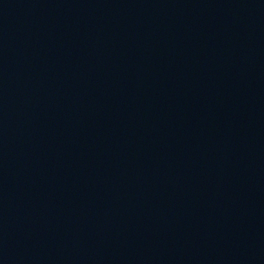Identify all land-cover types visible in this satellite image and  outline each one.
<instances>
[{"label":"water","instance_id":"water-1","mask_svg":"<svg viewBox=\"0 0 264 264\" xmlns=\"http://www.w3.org/2000/svg\"><path fill=\"white\" fill-rule=\"evenodd\" d=\"M0 264H264V0H0Z\"/></svg>","mask_w":264,"mask_h":264}]
</instances>
